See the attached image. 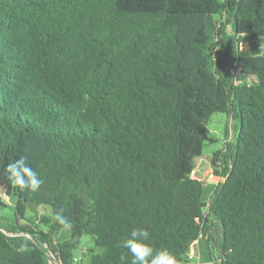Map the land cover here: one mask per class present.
Segmentation results:
<instances>
[{
	"label": "trees",
	"instance_id": "obj_1",
	"mask_svg": "<svg viewBox=\"0 0 264 264\" xmlns=\"http://www.w3.org/2000/svg\"><path fill=\"white\" fill-rule=\"evenodd\" d=\"M262 45L264 0H0V191L51 208L0 223V264H78L84 236L100 249L91 264H131L122 241L141 227L153 255L180 263L213 240L210 216L217 264H264ZM219 112L235 140L209 159L225 179L207 203L194 172ZM21 157L43 180L35 192L4 171Z\"/></svg>",
	"mask_w": 264,
	"mask_h": 264
},
{
	"label": "rangeland",
	"instance_id": "obj_2",
	"mask_svg": "<svg viewBox=\"0 0 264 264\" xmlns=\"http://www.w3.org/2000/svg\"><path fill=\"white\" fill-rule=\"evenodd\" d=\"M227 31L228 34L231 33V26L228 27ZM223 52L224 50L221 47H214L210 51L211 59L216 70H218L221 64L225 61ZM229 68L230 66H227L224 69V72H226ZM234 140L235 122L232 120L231 115L223 112L215 113L212 116L208 126L206 144L203 149V154L198 159V167L194 172V176L196 178L198 177L199 179L201 178L205 184L206 188L204 198L206 201H210L212 191L215 188L209 184L214 185L215 183L224 181L223 179L219 180L217 177L208 180L209 175H211L215 169L209 159L217 151L225 150L227 143H234ZM0 198H4V202L10 206V208L0 211V223H4L6 225H8L10 222L9 220H12L15 216H24V219L20 220V224L27 225L25 224L27 220L33 219L37 215H49L51 213V208L46 206H41L39 208L30 206L27 209H23L12 197L8 196L5 191H0ZM39 228L42 230L45 229L44 226H39ZM67 236L70 237L69 227L63 228L61 231H59L55 235V241L58 242L67 239ZM85 248L96 249L97 251H100V249L96 248L91 236H84L81 239L79 248L76 250V255H80L82 250ZM53 262L55 264H61L56 262L54 259Z\"/></svg>",
	"mask_w": 264,
	"mask_h": 264
},
{
	"label": "clouds",
	"instance_id": "obj_3",
	"mask_svg": "<svg viewBox=\"0 0 264 264\" xmlns=\"http://www.w3.org/2000/svg\"><path fill=\"white\" fill-rule=\"evenodd\" d=\"M4 171L8 174V179L12 184L18 186L21 190L28 189L35 192L43 184V180L27 164L24 157L9 162ZM53 219L65 228L70 227L61 212H57ZM149 238L150 232L148 229L141 227L134 228L129 237L122 241L121 246L128 249L132 254L131 264H179L176 257L167 249L157 250L153 255V248L146 243ZM121 259H124V257L122 256Z\"/></svg>",
	"mask_w": 264,
	"mask_h": 264
},
{
	"label": "crops",
	"instance_id": "obj_4",
	"mask_svg": "<svg viewBox=\"0 0 264 264\" xmlns=\"http://www.w3.org/2000/svg\"><path fill=\"white\" fill-rule=\"evenodd\" d=\"M217 184L218 183L209 185L216 187ZM207 203H209V201H207ZM210 219L211 223L208 234L212 235L213 240L211 241L208 236H201L189 247L187 253L179 264H217L216 261L213 260V257L216 258V256L219 255V244L222 240L223 230L220 222L215 217L210 216ZM89 249L90 248H85L80 255H77L76 260L78 264H91L90 256L87 254Z\"/></svg>",
	"mask_w": 264,
	"mask_h": 264
},
{
	"label": "built area",
	"instance_id": "obj_5",
	"mask_svg": "<svg viewBox=\"0 0 264 264\" xmlns=\"http://www.w3.org/2000/svg\"><path fill=\"white\" fill-rule=\"evenodd\" d=\"M220 169V168H219ZM215 177H217L219 180H221V179H225L224 177H222V176H220V175H218V174H216L215 173V170H214V172L211 174V175H209V178H208V180H210V179H213V178H215ZM198 178V177H197ZM199 180H201L202 182H203V180L200 178ZM207 180V181H208ZM1 199H3V200H5L4 198H1Z\"/></svg>",
	"mask_w": 264,
	"mask_h": 264
}]
</instances>
